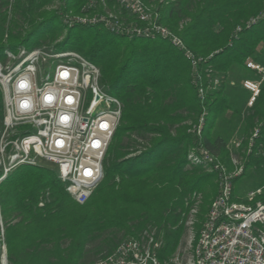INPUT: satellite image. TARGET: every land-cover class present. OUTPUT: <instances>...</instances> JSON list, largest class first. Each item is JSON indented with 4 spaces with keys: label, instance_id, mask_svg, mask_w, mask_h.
Listing matches in <instances>:
<instances>
[{
    "label": "trees",
    "instance_id": "trees-1",
    "mask_svg": "<svg viewBox=\"0 0 264 264\" xmlns=\"http://www.w3.org/2000/svg\"><path fill=\"white\" fill-rule=\"evenodd\" d=\"M86 1L57 0L60 15L42 10L55 0H0V61L6 50H16L17 40L29 52H77L97 66L100 87L122 106L103 177L84 203L66 192L52 169L22 164L6 175L0 169V264L3 253L6 264H93L144 231L161 239L157 256L168 259L185 234L183 214L190 195L203 194L200 222L217 192L215 173L204 164L186 169L187 154L199 146L230 171L228 141L237 138L243 172L232 180L233 195L236 182L255 171L263 176L252 190L264 186V157L245 150L256 127L257 143L264 144V80L244 113L237 96L226 91L233 79L248 77L243 66L248 55L264 54V0H143L157 8L159 23L204 58L198 75L209 66L219 74L204 105L197 96L200 76L192 74L183 52L165 39L128 38L100 25L75 23L61 42L51 44L62 28L60 17L81 13ZM23 30L26 36L20 39ZM201 110L206 115L197 135L187 122H196ZM3 115L0 89V135ZM256 200L264 203V188Z\"/></svg>",
    "mask_w": 264,
    "mask_h": 264
},
{
    "label": "built area",
    "instance_id": "built-area-1",
    "mask_svg": "<svg viewBox=\"0 0 264 264\" xmlns=\"http://www.w3.org/2000/svg\"><path fill=\"white\" fill-rule=\"evenodd\" d=\"M108 4L120 7L134 22L124 21L108 11L98 14L97 21L92 18L73 24L100 25L128 38L165 39L181 50L193 70L196 69L201 59L159 24L158 13L143 0H106L98 6ZM96 6L89 0L79 14L86 16ZM257 18H252L248 25ZM7 57L10 63L0 61L4 110L1 158L8 152L7 166L5 159L2 163L3 175L19 165L46 160L56 165L66 192L77 203H84L103 177L105 154L121 116L120 101L100 87L97 66L74 51L32 50L17 62H13L12 53H6ZM256 57L250 54L243 62L250 75L241 82L250 95L248 108L258 97L264 80V65ZM212 83L215 87L218 80L215 78ZM198 94L202 99V87ZM205 115L203 111L191 133H201ZM258 134L256 127L247 138L245 150L264 157V144L257 143ZM235 146L239 147L240 142ZM230 159L233 169L229 171L202 146L188 154L190 164H204L208 172L215 173L217 192L200 222L197 219L200 194L190 195L186 203L188 212L183 214L186 236L171 257L160 261L157 253L161 239L144 231L139 238L122 241L93 264H264V203L256 200L264 186L237 199L232 180L243 172L242 159Z\"/></svg>",
    "mask_w": 264,
    "mask_h": 264
},
{
    "label": "rangeland",
    "instance_id": "rangeland-1",
    "mask_svg": "<svg viewBox=\"0 0 264 264\" xmlns=\"http://www.w3.org/2000/svg\"><path fill=\"white\" fill-rule=\"evenodd\" d=\"M89 0L86 1V3H88ZM106 3V0H93V3L96 7H92L93 10H89V14H87L86 16L85 15H80V14H71V13H66V14H63L61 17H60V21H61V30H58L56 32V36H55V40L51 43V44H54V43H57V42H61L67 35L68 31H69V28L70 26L73 25V22H82V20L84 19H87V20H91L92 21V18L95 19L96 21L98 20V14H101V13H105V12H112V13H115L117 15H119L124 21H127V22H134V18L131 16V15H128L124 10H121L120 7H117V6H114V5H106L104 7L102 6H98L99 4L101 3ZM144 2V1H143ZM146 5H148V7H150L153 11L157 12V8L154 6V5H151L149 3H146L144 2ZM11 4L10 3L8 5V7L6 8V11H7V18L9 19L10 17V13L11 12ZM86 5V4H85ZM45 9V11H48L49 13H52V12H58V14L61 15V11L58 10V2L57 0H55V2H51L49 5L45 6L44 8H42V10ZM158 17H159V14H158ZM252 18H249L245 21L244 25L247 26L249 21L251 20ZM41 18L40 17H37L36 20V23L39 24L41 22ZM97 23V22H96ZM160 25L164 26L165 28H167L170 32H172L173 34H175L172 30H170V28H168L167 26L163 25L162 23H159ZM181 27V23L179 25ZM25 27V26H24ZM27 27H25V30H26ZM240 28V27H239ZM25 30L22 31L21 33V36H20V39L24 38V36H26L25 34ZM15 35V33H14ZM176 35V34H175ZM177 36V35H176ZM16 42V45H18V47L16 48V50L12 53L13 56H14V60L13 62H17L19 61L25 54L29 53V51H25L24 48H22V45L19 44L18 40L15 41ZM48 45H51L49 43H47ZM188 49V48H187ZM36 51H40L39 49H35ZM189 50V49H188ZM192 50H189V52H191ZM7 53H9L10 51L6 50ZM77 53V52H76ZM192 53V52H191ZM79 54V53H78ZM193 54V53H192ZM80 55V54H79ZM195 56V55H194ZM211 56V55H210ZM209 56V58H210ZM184 59L188 62L189 66L191 67L190 68V71L192 72V74L194 75V72L195 70L197 69V66H196V69L193 70L191 64L189 63V61L186 59V57L183 55ZM196 57V56H195ZM202 56H198L196 58H200L201 59ZM257 59L256 60H259L260 64L264 65V54H262V56L258 55L256 57ZM11 59L10 58H4L1 62L2 63H10ZM202 61H204V58L202 57ZM207 72H209L207 75ZM198 75V74H197ZM205 75V76H204ZM204 75L201 76V74L199 73L198 75V78L200 76V79L197 84L196 82V88H197V96H199L198 92H199V89L200 87H202L203 89V98H199V100L201 101L200 103L204 105V102H206L207 98H206V92L207 91H210L209 89H213V85H212V81L215 79V78H218L219 77V74L213 70L210 66L206 68V70L204 71ZM248 77H250V75H248ZM247 77V78H248ZM195 78L197 77H194L193 78V82L195 83ZM243 81V80H242ZM241 79H233L232 81H230L227 85H226V91L231 94V96H237V98L239 99V101H244L245 99H249V93L245 92L244 90H242V86H241ZM206 83V86H203V83ZM241 86L242 89H240L239 87ZM205 87H208L205 91ZM217 87V85L215 86V88ZM90 99V96L88 95L87 96V101ZM248 101V100H247ZM206 108V107H205ZM203 111L201 110L200 111V114H199V117L202 115ZM198 117V119H199ZM197 119V121H198ZM197 121L196 122H191V121H188L187 122V125L190 127V130L192 128L193 125L197 124ZM191 132V131H190ZM234 141V142H233ZM239 140L237 141V138H233L231 140L228 141V150H229V153H230V157H233V158H237V159H241V152L240 151V146L239 147H236L235 146V143H238ZM241 144V143H240ZM236 152H239L236 154ZM190 153V151H189ZM188 153V154H189ZM188 154L186 156V160H187V164H186V169H190L191 165H190V162H188ZM8 155V152L5 154H3V159L1 158L0 156V169L2 170L3 172V167H2V163H3V160L5 159V163H6V166L8 164V161H6V156ZM37 163L40 165V166H43L45 168H49V169H52L56 172H58L57 170V167L55 164H52L50 162H47L46 160H43V159H39L37 161ZM14 169V168H13ZM11 169V170H13ZM10 170V171H11ZM10 171H8L6 174H8ZM208 172V171H207ZM263 174L260 176V173L259 172H252L251 174H246L244 176H242L235 184V187H234V192L237 196H245L248 191H251L254 186L256 185V179H258L259 177H262ZM257 177V178H256ZM264 178V177H263ZM216 183V182H215ZM200 194V198H199V204H198V210L200 208V205L202 203V200H203V194L202 193H199ZM208 196L207 197V200H209L211 198L210 196V192L208 191L207 193ZM205 197V196H204ZM209 206V205H208ZM208 206H207V209H208ZM185 236H186V231H185V234L181 240V242L179 243L178 247L180 245L183 244L184 242V239H185ZM177 247V248H178ZM176 252V251H175ZM107 255V254H106ZM105 255V256H106ZM104 257V256H103Z\"/></svg>",
    "mask_w": 264,
    "mask_h": 264
},
{
    "label": "crops",
    "instance_id": "crops-1",
    "mask_svg": "<svg viewBox=\"0 0 264 264\" xmlns=\"http://www.w3.org/2000/svg\"><path fill=\"white\" fill-rule=\"evenodd\" d=\"M240 89H242L241 88V86L239 87ZM242 90H244V89H242ZM245 91V90H244ZM245 92H247V91H245ZM248 93V92H247ZM248 100V99H247ZM247 100L245 99L244 101H241V103L243 104V110H242V113H244V111L248 108L247 106H246V102H247ZM236 198H240V197H243V196H235Z\"/></svg>",
    "mask_w": 264,
    "mask_h": 264
},
{
    "label": "water",
    "instance_id": "water-1",
    "mask_svg": "<svg viewBox=\"0 0 264 264\" xmlns=\"http://www.w3.org/2000/svg\"><path fill=\"white\" fill-rule=\"evenodd\" d=\"M2 264H6V257H5V253H3V256H2Z\"/></svg>",
    "mask_w": 264,
    "mask_h": 264
}]
</instances>
